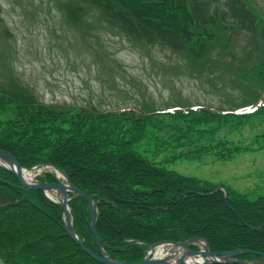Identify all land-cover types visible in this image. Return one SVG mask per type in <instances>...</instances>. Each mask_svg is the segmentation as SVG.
Segmentation results:
<instances>
[{
  "label": "trees",
  "instance_id": "obj_1",
  "mask_svg": "<svg viewBox=\"0 0 264 264\" xmlns=\"http://www.w3.org/2000/svg\"><path fill=\"white\" fill-rule=\"evenodd\" d=\"M77 1L90 4L108 24L131 39L160 43L196 59L203 58L208 45H192L194 32L188 25L171 27L164 15L171 5L186 8L189 4L200 29L221 24L251 34L258 30V18L243 0H226V10L217 7L213 12L209 11V0ZM66 12L73 22L85 17L81 4L68 6ZM260 37L263 48L264 33ZM262 59L264 65V55ZM0 98L7 101L3 106L21 109L24 114L23 121L0 123V149L10 152L24 169L54 165L64 170L74 186L96 202L97 234L111 258L138 263L156 243L202 237L208 241L210 251H242L237 261L264 264L260 260L264 256V195L252 200L232 188L206 186L199 179L149 162L135 150L146 133L149 115L137 110H129L128 115H100L96 109L83 108L99 116L85 130L77 121H71L68 113H57L15 81L11 87L1 88ZM258 103L238 113L187 108L161 114L193 121H189L192 126L218 120L228 123L230 119L243 122L264 114V101ZM132 114L137 128L135 133L128 130L131 136L126 139L128 132L117 127L122 120L117 118L127 115L128 119ZM59 121L68 125L66 131L59 127ZM112 123L117 133L107 131ZM55 132L65 137L57 140ZM39 180L49 184L58 181L50 172L43 173ZM69 201L76 233L87 251L66 233L61 205L44 191L22 188L16 176L0 164V264H100L87 253L100 256L90 230L91 206L80 196L70 195Z\"/></svg>",
  "mask_w": 264,
  "mask_h": 264
},
{
  "label": "rangeland",
  "instance_id": "obj_2",
  "mask_svg": "<svg viewBox=\"0 0 264 264\" xmlns=\"http://www.w3.org/2000/svg\"><path fill=\"white\" fill-rule=\"evenodd\" d=\"M209 1L210 12L217 7L226 10V0ZM243 1L258 18L256 34L221 24L200 29L189 4L167 8L164 15L172 28L188 25L194 32L192 45L207 43L208 51L196 59L160 43L131 39L90 4L77 0H0V90L14 81L28 87L39 102L53 106L57 113H68L85 130L99 117L91 115L90 109L100 115L140 111L149 119L137 153L174 173L199 179L203 185L232 188L254 200L264 195V114L243 122L230 119L194 126L193 121L161 114L187 108L238 113L264 101L260 37L264 0ZM80 4L85 17L73 22L67 7ZM4 101L0 98V123L23 121V110L3 106ZM127 115L117 118L122 119L117 127L135 133L136 116L125 119ZM57 124L63 131L68 129L66 123ZM117 127L112 123L107 131L117 133ZM60 133L53 137L61 140L65 134ZM43 168L67 183L56 169ZM37 175L30 171L27 179L35 181ZM160 247L146 256L161 258L172 250L169 246L160 253ZM201 250L196 245L184 247L178 258Z\"/></svg>",
  "mask_w": 264,
  "mask_h": 264
},
{
  "label": "water",
  "instance_id": "obj_3",
  "mask_svg": "<svg viewBox=\"0 0 264 264\" xmlns=\"http://www.w3.org/2000/svg\"><path fill=\"white\" fill-rule=\"evenodd\" d=\"M0 160L3 161L9 168L10 171H12L16 176L18 181H20L23 186L26 189H34V190H38V191H44L47 194L49 192H53L54 191H58L60 194L63 195V199L61 202H58L59 204H61L62 208H63V212L65 213V231L67 232V234L72 238V240L76 243L77 246H80L81 248H83L85 251H87V248L85 247V245H83L82 241L80 240V236L76 234L75 231V227L73 224V218H72V212L70 211L69 208V194L72 195H76V196H80L83 199H85L86 201L89 202L90 206H91V212H92V225L90 227L91 233L94 235L95 238V242L96 245H98V247L101 249V254L100 257L95 255L94 253H92L91 251L87 252L88 255L92 256L95 260H97L100 264H171L170 260L167 261L166 259L160 258V259H145L142 262H138V263H129V262H120L114 259L109 258V256H107L104 253L103 247L100 244V237L97 234V216H98V211H97V204L96 202L90 197L88 196L87 193H84L82 190H79L76 186H74L73 182L68 178L67 174L64 171H61L60 169H58V172H60L62 175H65L66 179H68L67 183L65 182H61L58 181L56 183H52V184H48V183H31L28 182L24 176H23V172L25 170H23L21 168V164L19 162V160H17L16 158H14V156L12 154H10L8 151H2L0 150ZM200 240H204L202 238H192L190 239L188 242H178V243H174V242H167L168 244L172 245L173 247H187L191 244H193L194 242L200 241ZM206 241V240H204ZM167 243H157L154 246H150V250H154L156 249V247H159L163 244H167ZM192 256H197V257H201L203 256L205 259L201 262V264H212V263H219V264H224V263H234L235 258L242 254V252L240 251H234V252H223V253H218V252H214V251H210L209 250V246L208 243H206V249L205 250H201L198 252H190L188 253ZM185 257L186 255H184L183 257H181L178 261L177 264H187L185 263ZM262 260H264V257H262Z\"/></svg>",
  "mask_w": 264,
  "mask_h": 264
},
{
  "label": "bare ground",
  "instance_id": "obj_4",
  "mask_svg": "<svg viewBox=\"0 0 264 264\" xmlns=\"http://www.w3.org/2000/svg\"><path fill=\"white\" fill-rule=\"evenodd\" d=\"M0 150H2V149H0ZM2 151H5V150H2ZM28 174L29 173H27V172H23V176H24L25 179H27ZM48 195L50 196V198L52 200H55L57 202H61L62 199H63V195L60 194L58 191H54L53 190V192L48 193ZM206 243H208V242L204 241V240H200V241L194 242L193 244H195L196 246H199V247L201 246L202 250H205L206 249ZM169 246L172 247V250L170 252H168L167 255H162L161 258L166 259L167 261L170 260L171 264H176L178 262V260L180 259L178 257L181 254V252H180V250L182 249L181 247H179V246L178 247H173L172 245L169 244L167 247H160L159 252L160 253H164L168 249ZM149 250H150V248H149ZM154 250H150V251H154ZM184 255H186L185 262L188 263V264H201V262L203 261L200 258L199 259H193L191 257V255L188 254V253L184 254ZM184 255H181V257H183ZM173 258H174V260L177 258V260L171 261V259H173Z\"/></svg>",
  "mask_w": 264,
  "mask_h": 264
}]
</instances>
